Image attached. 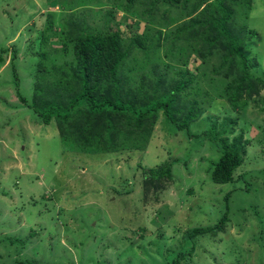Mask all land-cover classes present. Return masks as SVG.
<instances>
[{"label":"rangeland","instance_id":"obj_1","mask_svg":"<svg viewBox=\"0 0 264 264\" xmlns=\"http://www.w3.org/2000/svg\"><path fill=\"white\" fill-rule=\"evenodd\" d=\"M145 7L137 6L141 13ZM108 12L116 19L108 25L124 38L130 37L126 22L145 21L135 13L126 20L112 0H0V264H173L177 259L179 264H264V90L259 84L253 86L258 95L242 91L235 97L237 109L225 97L194 96L187 134L178 129L169 134L160 114L147 148L121 155L65 150L58 124H41L29 107L46 21L51 19L58 32L62 23L101 29ZM234 19L228 26L240 37L235 22L240 17ZM247 24L257 35L243 39L241 50L253 60V74L264 78V0L253 1ZM140 25L131 30L143 33L146 26ZM53 43L59 44H48L50 53ZM224 45L208 51L213 58L204 70L214 68V79L227 69L235 76L243 71L237 56L226 61L230 49ZM61 54L52 53V62L71 58ZM180 98L178 120L192 113L188 97ZM240 133L248 147L233 183L210 182L208 164L221 155L215 141L232 145ZM164 163L170 164V180H162V191L150 189L144 173ZM219 222L217 232L189 238Z\"/></svg>","mask_w":264,"mask_h":264},{"label":"trees","instance_id":"obj_2","mask_svg":"<svg viewBox=\"0 0 264 264\" xmlns=\"http://www.w3.org/2000/svg\"><path fill=\"white\" fill-rule=\"evenodd\" d=\"M112 1L114 5H120L126 20L133 13L141 14L145 19L144 22H126L129 38L108 25L116 20L111 12L104 14L108 20L101 29L91 28L86 23H62L58 32L53 30L52 20H47L40 37L36 54L37 88L33 90L34 100L29 107L41 124L48 125L52 120L58 124L65 150L89 155L143 152L152 136L151 127L160 114L169 134L177 129L188 133L196 109L194 96L225 97L231 107L237 109L240 103L235 97L242 91L245 96L248 91L258 95V88L253 89L255 84L264 90V78L253 74V60L248 59L240 44L243 39L257 35L247 24L254 0H206L204 5L201 0ZM47 2L55 4L56 0ZM143 4L145 12L141 13L138 8ZM161 8L163 14L159 17ZM238 17L240 20L235 22L240 37L233 35L228 26ZM133 24L139 28L144 24L145 31L131 30ZM53 40L59 44L53 43L55 50L52 53H69L71 58L53 63L48 47ZM222 41L230 49L226 61L237 56L243 71L235 76L227 69L214 79V68L211 73L204 69L213 58L208 51ZM2 61L0 58V63ZM190 65L196 73L190 71ZM211 86L217 88L216 92L210 90ZM180 95L188 97L192 104L189 112L192 113L178 120L181 110L177 109L176 101L181 99ZM17 96L22 104L27 103L19 93ZM261 98L259 96V100ZM220 133H226V130ZM204 135L209 137L210 133ZM242 140L243 133L235 137L232 145L224 139L214 140L221 155L208 164L210 182L217 185L233 183L235 170L242 166L248 147V141ZM144 174L151 183L150 189L162 191V180H170V164L164 163L162 168L149 169ZM222 224L195 230L189 238L193 240L200 233L217 232ZM178 257L187 259L184 254ZM177 260L173 264H179Z\"/></svg>","mask_w":264,"mask_h":264}]
</instances>
